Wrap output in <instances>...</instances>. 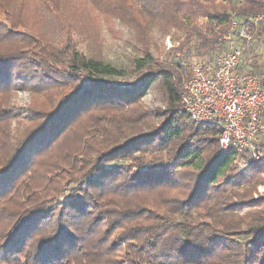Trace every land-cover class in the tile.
I'll use <instances>...</instances> for the list:
<instances>
[{"label": "trees", "instance_id": "1", "mask_svg": "<svg viewBox=\"0 0 264 264\" xmlns=\"http://www.w3.org/2000/svg\"><path fill=\"white\" fill-rule=\"evenodd\" d=\"M59 1L0 0L6 18L0 22V102L2 92L17 86L43 97L25 108L26 117L47 119L18 149L0 144L6 148L0 219L13 222L0 235V264H264V209L242 213L244 200L264 202L251 200L264 183V160L221 152L217 125H197L179 112L182 83L190 76L184 63L214 59L232 16L264 14V0H103L141 46L134 81L76 50L67 56L64 80L30 82L21 70L14 79L9 71L16 63L45 69L55 59L49 42L32 33L30 19L40 4L60 13ZM199 16L206 19L200 26ZM153 28L183 32L168 63L149 50ZM253 35L244 69L258 73L264 71V21ZM152 87L163 108L141 104ZM71 134L76 146L59 152ZM183 168L197 174L189 180Z\"/></svg>", "mask_w": 264, "mask_h": 264}, {"label": "rangeland", "instance_id": "2", "mask_svg": "<svg viewBox=\"0 0 264 264\" xmlns=\"http://www.w3.org/2000/svg\"><path fill=\"white\" fill-rule=\"evenodd\" d=\"M219 3V0L215 1V4ZM59 5L61 7V12L58 14L54 11H48L45 8V4L36 5L34 9H32V22L30 19L32 33L40 34L43 39L49 42L53 49L55 59H52L51 63H47L45 69L41 67L35 70L27 67L23 69V65L17 66L16 63L14 65L15 67L12 65L9 71L14 79V75L17 71L21 70L27 74V78L32 80L30 82H36L46 78L51 79L54 76L64 80L67 78L66 74L68 72L65 62L67 56L73 50L81 52L86 56H97L102 58L105 62L111 63L113 66L123 71L124 81H134L136 79L133 61L140 58L141 46L135 39L131 29L108 14L111 10L107 6L109 5L108 3L103 0H60ZM182 13H180V15ZM5 19L2 12H0V22H4ZM21 20H23L22 23L27 22L25 18H21ZM205 21V18L199 16L195 20V23L200 26L204 24ZM15 25L9 24L7 28L9 30H12V28L18 31L22 30L19 25ZM225 34L226 33L222 34L221 38ZM148 37L149 50L154 60L168 63L173 58V50L179 47L182 41L183 32L176 28H172L166 34H162L158 28H153ZM254 42L256 41L253 39L252 43L254 44ZM219 53L220 52H218V54ZM218 54H216V56ZM216 56H214V58ZM208 60L212 61L213 59L210 57H194L188 64L183 62L187 67L186 74H190L192 63L205 62ZM3 70L6 69L4 68ZM186 78L183 80L182 87ZM14 83L15 81L13 82V86ZM7 92V94L2 92L3 100L0 102V144L3 142L2 145L5 146L6 142L9 141V145L17 146L18 149V147L22 146L20 143L25 142L30 133L41 130L47 122V119L43 118L39 121H32L30 118L28 119L26 117L24 112L25 108L30 106L34 100L40 102L43 97L33 95L28 90L20 89L17 86L11 90H7ZM140 101L144 108H163L161 97L154 87L148 89L140 97ZM82 122L85 121L82 120L81 124ZM75 146L74 134H71L67 137L64 144H60L59 152L68 151ZM0 150L1 161L4 158V151H6V148L0 146ZM236 166V170L240 171V167L238 165ZM179 172L186 177L192 175V178L197 174L191 168L179 169ZM17 174L19 175L20 173ZM20 177L22 178V175ZM190 178L191 177H188L187 179L191 180ZM34 181L36 185L40 181V177L37 173L35 174ZM64 182L65 181H63L61 185H65ZM63 188L61 194L58 196L60 202L64 201L68 194V188L66 186ZM261 198H264V183L257 186L256 190L251 194V200L253 201L261 200ZM244 201L246 202L245 206L248 207H244L242 213L264 209V202L262 201L259 206H251V201ZM12 225L13 222L9 221L7 215L3 216L0 219V235H6ZM1 241L0 238V243Z\"/></svg>", "mask_w": 264, "mask_h": 264}, {"label": "built area", "instance_id": "3", "mask_svg": "<svg viewBox=\"0 0 264 264\" xmlns=\"http://www.w3.org/2000/svg\"><path fill=\"white\" fill-rule=\"evenodd\" d=\"M263 21L264 14L232 16L224 47L213 61L192 63L179 101V112L193 123L217 125L221 152L232 149L254 161L264 160V71L245 70L244 52Z\"/></svg>", "mask_w": 264, "mask_h": 264}]
</instances>
